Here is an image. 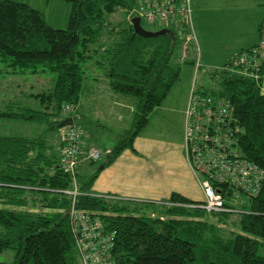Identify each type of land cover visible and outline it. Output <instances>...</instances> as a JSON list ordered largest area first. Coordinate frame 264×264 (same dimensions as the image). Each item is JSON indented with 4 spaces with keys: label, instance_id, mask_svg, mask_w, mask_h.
<instances>
[{
    "label": "trees",
    "instance_id": "16d2710c",
    "mask_svg": "<svg viewBox=\"0 0 264 264\" xmlns=\"http://www.w3.org/2000/svg\"><path fill=\"white\" fill-rule=\"evenodd\" d=\"M65 1L70 3L67 27L58 30L28 4L0 0V76L53 75L49 90L30 95L38 102L36 109L31 108L35 107L32 103L28 107L11 106L16 111H0V118L53 128L65 118L62 106L75 109L87 64H97L104 69L113 92L135 100L130 129L106 155V166L123 150H133L149 115L178 83L180 68L172 61L188 62L195 68L194 43H187L189 59L182 62V45L190 34L187 25H175L181 36L176 32L155 38L134 34L130 23L134 16L128 15L143 0ZM115 13L127 18L113 25L109 16ZM263 24L264 18L257 44L236 53L210 73L213 85L209 90L195 87L224 98L230 105L232 125L241 131L235 148L242 158L262 169L264 94L251 78L223 68H230L237 55L257 47ZM78 123L82 128V122ZM60 159L57 162L46 152L41 137L0 136V253L14 252L9 264H80L68 215L72 198L64 193L74 185L79 192L76 209L99 219L114 235L113 264H264V256L258 254L264 239V182L254 195L237 194L226 184L216 185L233 212L213 213L212 221L204 220V212H208L186 206L200 202L177 194L165 204L154 205L161 212L152 217L145 211L153 204L93 195L91 188L98 171L83 178L78 167L73 180L60 169ZM234 215L239 219L231 221ZM229 226H237L245 234L227 230L226 236Z\"/></svg>",
    "mask_w": 264,
    "mask_h": 264
},
{
    "label": "built area",
    "instance_id": "2783aa9c",
    "mask_svg": "<svg viewBox=\"0 0 264 264\" xmlns=\"http://www.w3.org/2000/svg\"><path fill=\"white\" fill-rule=\"evenodd\" d=\"M130 14L128 17H139L141 24L164 25L180 36L182 32L174 30L175 25H187L190 34L184 38L180 60L183 62L189 59L187 43L195 41L190 0H143ZM244 53L237 55L228 65L230 68L223 70L251 78L264 94V24L257 47ZM195 68H200L198 61ZM62 115L70 122L62 128L60 169L74 180L83 158L96 161L101 154L92 147L85 151L84 132L78 123L75 109L64 105ZM239 132V128L232 125L230 105L224 98L199 92L195 86L192 87L184 112L183 152L204 194V202L186 206L208 213H231L233 209L225 205L216 185L226 184L237 194L246 192L251 195L262 187L264 169L242 158L235 148ZM64 193L72 198L68 215L80 264H113L114 235L104 229L99 219L76 209L75 199L79 192L75 185L73 190ZM101 198L117 200L115 196Z\"/></svg>",
    "mask_w": 264,
    "mask_h": 264
},
{
    "label": "crops",
    "instance_id": "0c3cea01",
    "mask_svg": "<svg viewBox=\"0 0 264 264\" xmlns=\"http://www.w3.org/2000/svg\"><path fill=\"white\" fill-rule=\"evenodd\" d=\"M24 2L27 4L26 1ZM49 4V0H40L37 1V5H35V7L33 5L30 6L33 9L42 12L46 23H48V25L54 26L52 25L54 23L51 22L52 24H50V21H48V18L53 19V22L55 20L53 15L50 17V9L48 10ZM190 6L192 31L195 41H198L199 45H202V43L205 42L203 38L208 39L210 33H216L215 28H221L219 24L222 25L224 19L223 14L226 12V10H236L239 15L244 17L243 13L245 8L263 9L264 0H190ZM46 7L48 10V16L45 15ZM58 18H60V21L63 22L66 19V15L62 17H59L58 15ZM218 19L220 21H218ZM260 20L263 21V19H259L257 22H255L253 27L254 31L251 30V33L256 35L258 40L259 28L262 23H259ZM257 42L258 41H256L255 44H257ZM255 44L246 47V49L253 47ZM87 66L90 68H85L84 84L80 93V97L85 93L86 103L84 102V107H82L83 103L79 97V100L75 105V112L77 113L79 120L82 122V129L84 131L85 151L90 147L97 148L93 143L90 142L88 135H86V128L94 127L96 131L102 130L104 128L97 121L96 123L91 122L90 118L88 117L90 114L86 111L90 109L89 104H91V102L108 101L114 106V121L112 122L110 120L107 122L109 127H105V134L109 135L107 133H114L110 134L109 136L110 139L114 140L115 145L119 137L126 131L124 130L125 125L123 121L124 112H128L129 110L130 113H133L135 110V100L134 102H131V97L117 94L110 89L108 79L105 77L104 69L101 68V66L97 64H91ZM13 77L17 80L20 78L19 82L24 84L23 80L25 75ZM34 77H43L47 79V84L45 82H33L30 84L26 92L23 90L18 91L17 89L18 92L15 94V97H17L15 98V106L17 108L22 106L28 107L30 103L38 105V102L30 97V95L45 92L52 87V77L49 78L46 76V74H39L35 75ZM39 80L46 81L44 79H38V81ZM187 96L184 99V103L181 108L177 109V113L180 115L181 120V137L175 141H158L156 138L142 137L138 135L134 140L133 150H123L114 161L106 166H104V161L102 164L103 167L101 165L97 169L98 174L91 188L93 195L97 197L118 196L122 198V200L128 202L153 204L150 209H154V205L168 200L172 194H177L188 200L196 202L203 200L201 188L196 179L193 177L183 152L184 111L188 101ZM1 97L0 106L9 107L10 105L8 98L4 95H1ZM21 98L23 101L20 100ZM25 100L27 102L24 104L23 102ZM86 104H88L87 107ZM80 105H82V109L86 108V110L81 111ZM0 111L4 110L0 109ZM0 119L12 120L8 118ZM61 121L60 123L54 124V127L50 129L47 128V126L36 125L37 130L33 136H37L28 137H41V139L45 140L46 152L50 154L55 160H57V162L62 148V126L65 124V122H70V120L64 118ZM119 131H121V133L119 135H115ZM1 137L7 136L1 135ZM113 147H104L101 149L105 157L108 153H110ZM153 152H155V155L152 154ZM94 163L95 162H90V160L83 158L78 172L81 175L83 170L85 172H89ZM91 175H88V177Z\"/></svg>",
    "mask_w": 264,
    "mask_h": 264
},
{
    "label": "rangeland",
    "instance_id": "374dc122",
    "mask_svg": "<svg viewBox=\"0 0 264 264\" xmlns=\"http://www.w3.org/2000/svg\"><path fill=\"white\" fill-rule=\"evenodd\" d=\"M17 2H27V4L37 5V1L40 0H13ZM47 1V0H46ZM50 4L48 7V10L50 9V17L52 15L54 16V22L53 19L48 18V21H50V24L54 25L51 26L53 29H65L67 27L68 17L70 13V3H67L65 0H49ZM137 3L141 0H136ZM45 15L48 16V10L47 7L45 8ZM244 17L238 14L236 10H226L223 14V23L222 25L219 24L221 27L220 29L215 28L216 33H210L209 38H203L205 42L202 43V45H199L198 41H194V54L192 59L195 60V62H199L200 68L195 73V68L188 62L181 63L176 62L175 60L172 61V65L175 68H180V78L178 83H176L166 99L161 103L159 107H156L152 113L148 117V123L146 127L142 130V132L139 134V136L142 137H149V138H156L158 141H175L176 139H179L181 137V120L180 115L177 113V109L181 108V106L184 103V99L187 95H189L192 87L195 85V87L200 91H207L209 88L212 87L213 82L210 79L209 75L210 73L219 70L221 66L226 63L233 55H235L238 52H241L242 50L246 49V47L252 46L253 44L258 41V38L256 35L251 33V30L254 31L253 27L255 25V22H257L259 19L264 18V8L263 9H256V8H245L244 11ZM64 15H66L65 21L61 22L60 18ZM127 16L125 17V14L122 13H115L109 16V21L113 25H117L118 23H121L123 20H125ZM50 19V20H49ZM218 21H220L218 19ZM52 22V23H51ZM262 20H260L259 23H261ZM48 24V23H47ZM142 25L145 29L149 30H158L164 25H149L145 22H142ZM214 30V28H213ZM191 45L189 46V53L191 52ZM89 65V64H87ZM89 66H86L87 68ZM90 68V67H89ZM90 75V74H89ZM47 76L53 77L52 74H47ZM38 79H44L46 81H42ZM20 78L17 80L13 76H0V100L1 95H4L9 100V107H1L0 109L5 110H13L16 111V109H12L11 106H15L16 99L15 94L18 91H27L30 84L33 82L37 83H46L47 79L45 78H38L30 77L29 75H26L24 78V84L22 82H19ZM18 84V86H17ZM84 84V83H83ZM18 89V91H17ZM188 97V96H187ZM22 100V98L20 99ZM81 102L83 103L80 105L81 111H85L86 108L84 107L85 102V93L83 96L80 97ZM18 101V100H17ZM23 101V100H22ZM27 101L25 100L23 103L25 104ZM80 102V103H81ZM131 102H134V99L131 97ZM86 103V102H85ZM35 105V104H34ZM88 104H86L87 107ZM82 106V107H81ZM90 109L86 111L90 115L88 117L90 118L91 122L96 123V121L102 125L104 128L102 130H95L94 127H87L86 128V135H88V138L91 143H93L101 154L100 158L92 165L89 172L82 171V177L86 178L88 175H91L93 172H96L97 169L103 164V162L106 160V157L103 154V151L101 150L104 147L112 148L115 145L114 140L110 139V134L114 133H107L109 135H106V128L109 126L107 125V122L110 120L113 122V115L115 114L114 106L111 104V102L103 101V102H91L89 104ZM135 107V106H134ZM33 109H36L35 107H31ZM175 109V112H174ZM123 121L125 128L124 130L130 129V124L133 119V113L124 112L123 114ZM116 124V123H114ZM37 127L35 124L32 123H26L23 121H13V120H6V119H0V136H26V137H35L33 136L34 133H36ZM122 131V130H121ZM121 131L117 132L115 135H119ZM41 132V129H40ZM39 132V133H40ZM84 132V131H83ZM184 132V131H183ZM102 134V135H101ZM101 135V136H99ZM155 155V152L152 153ZM192 173V172H191ZM193 177L194 174L192 173ZM195 178V177H194ZM202 191V190H201ZM203 194V192H202ZM104 197V196H100ZM116 197V196H115ZM117 200H122V198L117 196ZM204 202V194H203V200H200V203ZM1 207V206H0ZM30 209V208H29ZM36 209V208H35ZM18 211L19 209H14ZM32 211L34 209H31ZM161 212V209H147L145 211V214L147 216H158ZM204 220L212 221L215 216L213 213H205ZM239 219V215H234L230 218L231 221H235ZM227 230L233 231V233H243L244 231L241 230L239 227H231L229 226L225 230V235L228 233ZM227 236V235H226ZM262 245L259 248L258 254L261 256H264V239H261ZM14 258V252L12 251H3L0 253V264H9L12 262Z\"/></svg>",
    "mask_w": 264,
    "mask_h": 264
},
{
    "label": "water",
    "instance_id": "95a60500",
    "mask_svg": "<svg viewBox=\"0 0 264 264\" xmlns=\"http://www.w3.org/2000/svg\"><path fill=\"white\" fill-rule=\"evenodd\" d=\"M130 23H131L134 34H136L137 36L143 37V38H155V37L165 35V34L173 36L172 32L170 30H167V29H160L157 31L146 30L142 26L139 17L132 18Z\"/></svg>",
    "mask_w": 264,
    "mask_h": 264
}]
</instances>
